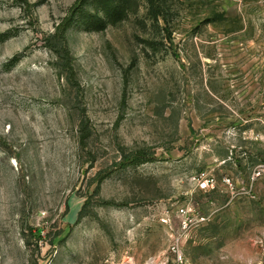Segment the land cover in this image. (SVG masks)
Instances as JSON below:
<instances>
[{"label":"rangeland","instance_id":"rangeland-1","mask_svg":"<svg viewBox=\"0 0 264 264\" xmlns=\"http://www.w3.org/2000/svg\"><path fill=\"white\" fill-rule=\"evenodd\" d=\"M154 2L71 73L81 2L0 0V264H264V1Z\"/></svg>","mask_w":264,"mask_h":264},{"label":"trees","instance_id":"trees-1","mask_svg":"<svg viewBox=\"0 0 264 264\" xmlns=\"http://www.w3.org/2000/svg\"><path fill=\"white\" fill-rule=\"evenodd\" d=\"M80 5L73 12V16L64 20L61 28V35L63 40V48L56 50L60 60H62V67L67 71L73 73V66L70 51L66 45V32L78 21L84 26L86 31L100 32L105 30L110 25L127 19L128 14L133 10L129 2L137 6L136 0H78ZM150 11L155 10L154 0H149ZM85 131V128L83 129ZM152 161V156L146 154L145 151H138L132 154H124V164L138 165ZM40 237V234H38Z\"/></svg>","mask_w":264,"mask_h":264},{"label":"built area","instance_id":"built-area-1","mask_svg":"<svg viewBox=\"0 0 264 264\" xmlns=\"http://www.w3.org/2000/svg\"><path fill=\"white\" fill-rule=\"evenodd\" d=\"M264 1V0H263ZM199 184L201 185V188L203 190L207 189H214V180L211 178H207L205 174H202L198 180ZM227 184H230V180L227 179L225 180ZM179 214L181 217H183V229H189L192 227V225H197L199 223L206 222L208 220L207 217L195 215V212L192 208L190 207H184L179 209ZM169 251L171 252L173 256V264H190L187 258L183 255L182 250H181V242H180V237L175 236L173 238V243L171 244ZM154 261H149V264H154Z\"/></svg>","mask_w":264,"mask_h":264}]
</instances>
